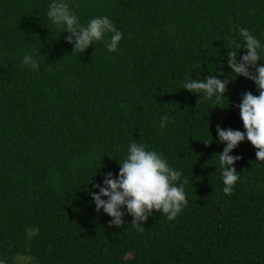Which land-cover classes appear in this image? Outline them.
I'll use <instances>...</instances> for the list:
<instances>
[{"label":"trees","instance_id":"16d2710c","mask_svg":"<svg viewBox=\"0 0 264 264\" xmlns=\"http://www.w3.org/2000/svg\"><path fill=\"white\" fill-rule=\"evenodd\" d=\"M50 2L0 0V258L264 264V164L241 142L230 153L240 179L223 194L216 134L217 125L243 132L237 105L245 92L259 95L250 79H232L227 56L238 28L264 43V0H66L82 25L108 16L123 33L118 51L97 42L82 54L47 20ZM218 74L229 81L219 105L181 88L186 76ZM131 142L187 180V207L173 221L154 211L143 232L128 215L109 226L88 194L104 173L115 178Z\"/></svg>","mask_w":264,"mask_h":264},{"label":"clouds","instance_id":"9594fccd","mask_svg":"<svg viewBox=\"0 0 264 264\" xmlns=\"http://www.w3.org/2000/svg\"><path fill=\"white\" fill-rule=\"evenodd\" d=\"M46 17L61 33L68 34L65 40L72 45V52L75 53L82 54L97 42H103L109 53L116 52L123 39V33L108 16L93 17L86 25H82L66 0H51L47 6ZM237 33L239 40L233 41L236 51H229L227 56V65L231 74H234L231 77L235 79L236 76H242L250 79L259 95L245 92L237 105L243 132L216 126L218 142L224 144L222 152L218 154V167L223 185L221 191L225 195L232 193L234 185L240 179L239 173L233 167L240 157L230 153L241 142H250L256 149L255 161L258 165L264 164V63L257 64L258 61H264V43L247 28H238ZM241 48L245 50V54L237 61V50ZM21 62L30 71L39 69L36 55L25 54ZM228 82L222 74L208 75L203 79L186 76L181 88L216 106L224 98ZM170 122V118L165 115L161 117L159 126L164 129ZM211 139L204 143H210ZM119 165L115 178L111 172L104 173L102 183L92 185V188L99 191L88 192L96 212L102 210L111 218L109 226L119 228L125 223L122 218L128 215L132 218L130 224L137 231L143 232V224L154 211L173 221L187 207L188 200L184 188L187 180L182 179L181 171L169 165L162 153L150 150L147 145L131 142ZM37 231L36 228L30 229L31 234ZM22 259L25 264H36L34 257L27 256ZM0 264H6V260L0 258Z\"/></svg>","mask_w":264,"mask_h":264}]
</instances>
